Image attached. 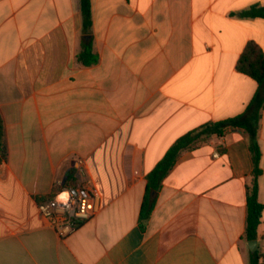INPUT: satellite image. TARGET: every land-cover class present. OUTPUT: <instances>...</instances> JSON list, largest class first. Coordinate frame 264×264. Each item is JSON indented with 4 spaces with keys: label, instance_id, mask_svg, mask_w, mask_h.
<instances>
[{
    "label": "crops",
    "instance_id": "0c3cea01",
    "mask_svg": "<svg viewBox=\"0 0 264 264\" xmlns=\"http://www.w3.org/2000/svg\"><path fill=\"white\" fill-rule=\"evenodd\" d=\"M91 5L98 62L84 65L81 0H0V264H251L254 162L243 130L183 152L145 230L139 213L146 175L170 146L252 100L258 84L236 65L251 41L264 52V18L242 12L264 0ZM259 143L264 204V109ZM85 174L102 210L62 240L43 225L37 198ZM257 240L264 264V213Z\"/></svg>",
    "mask_w": 264,
    "mask_h": 264
},
{
    "label": "trees",
    "instance_id": "16d2710c",
    "mask_svg": "<svg viewBox=\"0 0 264 264\" xmlns=\"http://www.w3.org/2000/svg\"><path fill=\"white\" fill-rule=\"evenodd\" d=\"M81 10L84 23L83 49L78 59L84 65H92L98 62V57L93 52L92 42V5L91 0H81ZM247 18H264V6L254 5L242 12ZM236 69L240 73L250 76L258 84V89L246 110L235 117L217 122H208L180 136L168 149L163 158L146 175V190L139 213L140 227L145 230L157 203L158 194L163 186V181L183 152L194 150L212 136H224L228 129L243 130L249 135V147L254 162L252 181L247 192V217L244 239L253 241L258 239V227L264 213V204L259 201V177L262 174L260 168L261 147L259 143L260 122L264 109V52L260 46L251 41L247 44L238 59ZM8 159V146L6 142V128L3 116L0 112V163ZM56 190V194H57ZM56 194L38 197L39 203L53 198ZM261 254L259 250L251 254V264H258Z\"/></svg>",
    "mask_w": 264,
    "mask_h": 264
},
{
    "label": "built area",
    "instance_id": "2783aa9c",
    "mask_svg": "<svg viewBox=\"0 0 264 264\" xmlns=\"http://www.w3.org/2000/svg\"><path fill=\"white\" fill-rule=\"evenodd\" d=\"M85 166V161H79ZM62 186V184H61ZM102 210V196L95 180L86 174L78 184L62 188L53 198L39 204L43 225L64 240Z\"/></svg>",
    "mask_w": 264,
    "mask_h": 264
},
{
    "label": "rangeland",
    "instance_id": "374dc122",
    "mask_svg": "<svg viewBox=\"0 0 264 264\" xmlns=\"http://www.w3.org/2000/svg\"><path fill=\"white\" fill-rule=\"evenodd\" d=\"M79 164V163H78ZM86 166V164H85ZM86 175V174H85ZM74 178H71V179H66V181H64L62 183V186L58 187V191L61 190L62 188H65V187H69V186H74V183L75 181L73 180ZM38 200V198H37ZM38 203H39V200H38Z\"/></svg>",
    "mask_w": 264,
    "mask_h": 264
},
{
    "label": "water",
    "instance_id": "95a60500",
    "mask_svg": "<svg viewBox=\"0 0 264 264\" xmlns=\"http://www.w3.org/2000/svg\"><path fill=\"white\" fill-rule=\"evenodd\" d=\"M248 246L252 252H255L258 248V240L248 241Z\"/></svg>",
    "mask_w": 264,
    "mask_h": 264
}]
</instances>
